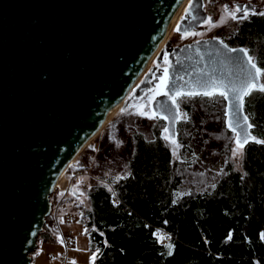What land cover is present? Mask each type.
Segmentation results:
<instances>
[{"label": "water", "instance_id": "1", "mask_svg": "<svg viewBox=\"0 0 264 264\" xmlns=\"http://www.w3.org/2000/svg\"><path fill=\"white\" fill-rule=\"evenodd\" d=\"M181 2L0 0V264H30L59 173L128 95ZM168 44L155 60L167 51L163 92L185 81L192 83L177 91H199L193 78L201 73L225 80L240 73L229 60L237 53L217 40ZM150 109L176 136L168 97L156 95Z\"/></svg>", "mask_w": 264, "mask_h": 264}, {"label": "trees", "instance_id": "2", "mask_svg": "<svg viewBox=\"0 0 264 264\" xmlns=\"http://www.w3.org/2000/svg\"><path fill=\"white\" fill-rule=\"evenodd\" d=\"M249 38L250 56L264 69V20L255 22ZM151 95L131 100L99 140L95 166L107 177L91 183L87 206L78 207L88 244L99 249L95 264H264V144L249 141L234 168L217 140L205 136L202 142L203 115L186 106L189 119L179 118L176 128L183 123L188 131L176 133L174 156V146L163 139V119L136 114L141 105L153 114ZM243 107L254 125L251 134L264 139V94L252 92ZM208 143L223 158L216 172L203 159Z\"/></svg>", "mask_w": 264, "mask_h": 264}, {"label": "rangeland", "instance_id": "3", "mask_svg": "<svg viewBox=\"0 0 264 264\" xmlns=\"http://www.w3.org/2000/svg\"><path fill=\"white\" fill-rule=\"evenodd\" d=\"M172 34H173V30L167 40L173 37ZM157 56L158 53L155 56V58H153L149 63V67H147L142 71L140 77L138 78V82L136 83V86L138 83L140 84L143 81L144 77L147 74H150L152 72L151 70L156 65L155 60ZM160 58H162V55ZM150 77L152 76L149 75L146 78V82H145L146 84L144 83V86L146 88L143 89V91L148 89L149 85H147V80ZM261 83H264V75L261 76ZM136 86L127 95L125 100L130 96L132 91H134ZM143 91L139 95L134 96L130 98L128 101H126L125 105L122 107L125 101L124 100L120 105L118 111H116V113L112 116V118L118 115L121 112L122 108L128 106L129 105L128 103L131 100L139 97L143 93ZM253 92H259V91L254 90ZM176 99H177V103L179 104V109L181 113H187L186 106H191V109L195 112L197 110L201 111L200 114L203 115V118L205 120L200 124L201 126L200 133L202 135V142H208V140L205 139V136L206 138L213 137V139L218 141L217 144L219 145V148L224 149V153H226V155L228 156V159L232 163L233 167L239 169L241 159L233 158L231 154V149L236 147L235 140L234 139L232 140V138L229 137L230 135H228V137L225 136L227 133H230L231 131L228 130L224 124L225 102L223 98L219 97L218 95L212 98L202 97V96L201 97L194 96L189 98L186 95L183 98L177 97ZM220 114L222 116L220 117V119L216 121L215 115H220ZM161 118L163 119L161 126L164 128L165 119L163 117ZM222 122H223V126L225 127L224 129L228 131L225 133L224 136L220 134V132L223 131V127L221 125ZM105 127L106 125H104L95 135V137L92 138L90 142L80 151L77 158L75 159V160H79V162L77 163L74 160L73 161L74 166L73 164H72L73 167L69 166L65 171V173L62 175L63 178L67 179V184L64 185V188L62 189L63 191L59 192L58 188H56L50 194L51 208L55 206L54 210L57 212L56 205L58 204L60 205L58 216L55 217L54 211H50L49 215L46 217V221L43 226L44 229L41 230V233L36 238V244H37L36 248L32 252H30V257H31L30 264H72L73 261L75 262V264H90V258L93 255L94 251L91 249L90 245L88 244V236L87 233H85V229L82 226L78 207L79 205L87 206L85 193H86V189L91 185L93 181L105 182L106 180L105 179L107 177L106 172L108 171L105 169L101 170L100 168H97L95 166L96 164L94 161L95 154L98 149L99 140L104 132ZM184 130L188 131V129L185 128V126H183L182 123L179 129L176 128V133L177 134L180 133L181 134L180 137H182L183 135L182 133ZM227 139L232 141V143L229 146L226 144L228 141L225 142V140ZM195 142H199V141H196L195 139ZM212 145L213 144L208 143L207 145H205V148L202 147L203 159H206V161H208L207 167L212 168V170L216 172L218 171L219 169L218 167L221 165L223 158L222 155H220V153H215L216 155H220L219 159L216 158V155L211 151L212 149L209 148ZM88 146H90L91 149L86 150ZM207 152L210 155H207ZM76 163L78 164L77 166H75ZM100 174L104 175L105 177L99 178L101 177ZM191 175H193V173H191ZM68 217L70 219H68ZM61 235L64 238L69 239L68 243L64 244V242L63 243L60 242V240L62 239ZM167 239L168 238H165V240Z\"/></svg>", "mask_w": 264, "mask_h": 264}, {"label": "snow or ice", "instance_id": "4", "mask_svg": "<svg viewBox=\"0 0 264 264\" xmlns=\"http://www.w3.org/2000/svg\"><path fill=\"white\" fill-rule=\"evenodd\" d=\"M242 12L243 15L238 17L237 13ZM261 15L264 16V11L257 13L254 9L251 10L247 5L240 6L236 5L233 9H229L227 5L224 6V14L221 15L219 21L213 22L211 17H208L205 23H208L211 27H217L227 22V19L237 20V19H248L249 15ZM179 31V28H177ZM224 49L229 53H237L234 57H229L231 63L237 65L240 68V73L237 74L236 79L231 78V74L227 80L215 77L208 74H199L197 77H194L193 80L196 84L197 90H192L188 92H180L176 89L178 87H188L192 83V81H185L184 85H176L173 83L171 87L168 88L167 92H156V95H164L168 97V100L171 101V104L176 108V114L170 119H172L173 124L176 119L182 118L185 121L189 119L187 113H181L179 109V104L177 103V97L183 98L187 95L189 98L200 95L212 98L214 96L222 97L223 100L229 101V106L225 110V115L229 117L227 122V127L235 134L233 139L235 140L236 147L231 149V154L233 158L242 159L244 156V147L249 141H254L255 143L264 144V139H258L256 136H253L250 132V129L254 127V125L248 123L249 117L247 115L242 116L244 106V98L250 96L252 92L259 91L264 93V83H260V77L264 75V69L257 66V62L255 57L250 56L248 54V50L244 48L240 49H230L226 44H223V41L220 42ZM167 72V69H165ZM176 78L173 77V80ZM181 79H183L181 77ZM167 84V82H165ZM150 92L154 91L153 89L149 90ZM171 93V95H170ZM160 109H165V104H159ZM167 110V109H165ZM125 111L122 109V112ZM136 114L141 116H147L149 119L156 118L155 114L150 115L143 111V105L137 106ZM163 139L168 141L170 144L174 146L173 155H176V149L180 147V145L175 140V132H170L169 127L165 126L163 128ZM122 142H118L117 146ZM178 158V157H177ZM111 191V189H109ZM95 230V229H94ZM85 233H87V229H85ZM103 235V233H100ZM261 238L264 239V233H261ZM231 239V233L227 237V240ZM63 243V240H60ZM107 242L105 241V244ZM168 255H172V246L169 245ZM79 250V249H77ZM99 253V249L93 253L90 258V264H95V260L97 259V254ZM72 264H75L73 261Z\"/></svg>", "mask_w": 264, "mask_h": 264}, {"label": "flooded vegetation", "instance_id": "5", "mask_svg": "<svg viewBox=\"0 0 264 264\" xmlns=\"http://www.w3.org/2000/svg\"><path fill=\"white\" fill-rule=\"evenodd\" d=\"M225 5L229 9H233L236 5H247L250 13L252 9L257 13L264 11V0H188L174 25L173 37L169 39V48L191 42L214 39L219 42L223 41V44H226L230 49H247L250 55L249 51L254 50V47L250 44L249 35L255 27V22L264 20V16L250 14L248 19L232 20L229 18L226 23L217 27H211L208 23H205L208 17H211L213 22L219 21L221 15L224 14ZM242 15V12L237 13L238 17ZM177 28H179V31H177ZM166 59L167 51L164 50L162 58L156 62V65L151 70L152 72L149 74L152 77L147 80L148 89L143 91L137 98H144L150 93V89L154 90L152 91L151 99L156 96V92H163L167 75L165 72Z\"/></svg>", "mask_w": 264, "mask_h": 264}, {"label": "bare ground", "instance_id": "6", "mask_svg": "<svg viewBox=\"0 0 264 264\" xmlns=\"http://www.w3.org/2000/svg\"><path fill=\"white\" fill-rule=\"evenodd\" d=\"M188 0H182V2L180 3V5L177 7V9L175 10V12L173 13L171 19L168 22V25L166 27V30L163 34V37L161 38L158 46L156 47V49L153 51V53L151 54V56L149 57V59L147 60L145 66L143 67L142 71L144 69H146L147 67H149V63L151 62V60L153 58H155V56L157 55V53L162 49V47L164 46V43L167 41L168 37L170 36L174 25L176 23V21L178 20L181 12L183 11V9L185 8L186 4H187ZM142 71L140 72V74L137 76V78L135 79L129 93L131 92V90H133V88L136 86V83L138 82V78L140 77ZM128 93V94H129ZM127 97V95L122 98L121 100H119L118 102L114 103L106 112L105 117L101 123L100 129L107 124V122L112 118V116L116 113V111H118L120 105L122 104V102L125 100V98ZM95 136H93L92 138H94ZM90 142V140L85 143L84 147ZM83 147V148H84ZM80 153V152H79ZM75 154L70 160L69 162L65 165V167L61 170V172L59 173L56 181H55V186H59L60 188H64V185L67 184V179L63 178L62 175L65 173V171L67 170V168L73 163V161L77 158L78 154ZM66 187V186H65Z\"/></svg>", "mask_w": 264, "mask_h": 264}, {"label": "built area", "instance_id": "7", "mask_svg": "<svg viewBox=\"0 0 264 264\" xmlns=\"http://www.w3.org/2000/svg\"><path fill=\"white\" fill-rule=\"evenodd\" d=\"M56 188H58L59 192H62V191H63V190H62L63 188H60L59 186H57V187L55 186V187H54V190H55ZM50 202H51V201H50ZM59 206H60L59 204L56 205V208H57V212H56V211L54 210V209H55V208H54L55 206L51 208V205H50V211H54V215H55V217L58 216ZM68 219H70V218L68 217ZM61 237H62V240H63L64 244L68 243V240H69L68 238H64L62 235H61Z\"/></svg>", "mask_w": 264, "mask_h": 264}]
</instances>
